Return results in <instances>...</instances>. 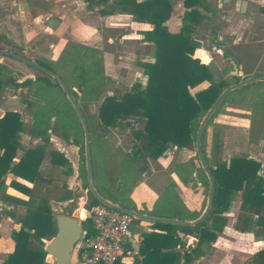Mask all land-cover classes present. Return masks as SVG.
I'll list each match as a JSON object with an SVG mask.
<instances>
[{
    "label": "trees",
    "instance_id": "obj_1",
    "mask_svg": "<svg viewBox=\"0 0 264 264\" xmlns=\"http://www.w3.org/2000/svg\"><path fill=\"white\" fill-rule=\"evenodd\" d=\"M96 1L106 2L107 0ZM174 4L175 0H143L142 2L115 0L109 11L102 10L95 13V15H111L119 11L121 14L132 16L137 23L150 26V29L142 32L144 44L138 45L136 50L137 54L152 59V62H138V66L146 77L144 86L134 83L129 90L119 91L115 87V81L113 82L111 78L104 75L100 55L96 50L87 46H69L65 50L63 60L67 57L69 59L67 63H70L73 68L70 82L58 70L57 65L60 62L33 61L55 73L76 100L87 123L89 147H91L92 126L85 108L79 102L78 93L93 96L95 102L101 100L96 112L97 122L94 125L97 136H93V141L98 146L100 145V148H104V139L111 130L117 129L120 132L131 130V145L129 152L125 153L122 158L121 167L123 164L129 165L130 162H139L141 163L139 170L145 172L149 160L157 161L169 149H195L196 133L207 111L226 88L244 79L237 75H230L229 82L225 79L213 80V73L209 66L194 55L199 48V43L194 37V26L200 15L197 9L200 0H182L185 8L182 26L179 32L170 33L165 22L170 18ZM260 12L264 14V8H261ZM105 31L103 36L106 39L115 37V34L119 33L116 29H105ZM212 43L218 48L223 41H218L215 37ZM222 54L230 64V70H233V65L237 68L235 61L228 58L226 53ZM3 70L5 68L0 65V89L7 86L17 89L28 87L33 82H40L47 87L57 89L62 94L74 113L78 127L74 126L72 130H69L66 126H60L58 129L66 142L72 138L71 144L78 148V174L82 187L87 189L84 133L80 120L64 92L53 78L34 69L37 74L34 81L27 79L20 84L16 83L13 78L1 74ZM203 82H208L206 88L194 94L191 93L192 89ZM256 82L263 84L260 93L254 96L259 98L264 95V82ZM109 85L113 86V90L106 92ZM229 94L207 122L201 138L204 158L215 183V193L209 214L203 221L193 226L152 223V229L156 232L144 233L141 236L136 251L137 257L141 259L135 258L133 264H177L181 258L179 249L185 245L184 238L189 235H195L196 244L190 252L182 256L185 260L192 256L199 257V248L204 243L215 242L217 234L223 230L226 219L221 215L229 211L233 198L239 193L241 194V212H248L252 215V217L243 218L242 223L247 229L253 230V227H261V235H264V176L260 175V164L249 157H233L228 162L219 161L217 157L219 140L215 130H213L210 143V157L206 155V130L219 110L230 102L227 99ZM254 109L264 111V107L261 106H254ZM22 126L17 113L6 112L0 118V192L5 190L4 176L7 173H12L31 184V187H27L16 181L9 183V186L26 194L27 201H19L8 196L3 197L5 201L25 206L26 211L24 215L16 214L13 209L3 210L0 213V220L1 215H4L17 226V229L11 233L14 243L13 251L0 264H46L45 240L53 237L56 232L55 220L49 204L52 201L58 203L72 201L75 193L66 186L53 185V171L45 173L40 171V165L46 155L54 167L65 168L69 165L63 155L55 151H46L49 131L57 128L51 119L44 120V118H38V115L34 117L29 133L32 138H40L41 145L25 150L18 163L13 164L16 149L19 147L17 138ZM260 138H264V132L261 133ZM195 157L198 159L196 152ZM184 165L189 166L187 163ZM199 169L204 174L201 166ZM102 179L103 177L98 182L100 189H95L96 192L103 199L122 208L150 217L187 222L195 221L201 214L187 211L177 197L173 210L171 201H164V208H168V211L161 215H157L156 212L138 211L127 197L120 195V190H115L116 194L110 195L108 189L105 188L107 183ZM94 180L92 166V184ZM207 184H210L208 179ZM90 196L91 202L88 209L100 205L91 193ZM131 223L137 226L140 221L132 219ZM81 227L87 235L94 234L88 219L81 223ZM252 230L249 232L254 233Z\"/></svg>",
    "mask_w": 264,
    "mask_h": 264
},
{
    "label": "rangeland",
    "instance_id": "obj_2",
    "mask_svg": "<svg viewBox=\"0 0 264 264\" xmlns=\"http://www.w3.org/2000/svg\"><path fill=\"white\" fill-rule=\"evenodd\" d=\"M114 1L0 0V48L16 53L31 61L44 60L47 62H60L57 65L58 70L70 82L73 68L70 66V63H67L69 60L67 57L63 60L65 50L69 46L79 47L84 43H88L90 48L96 47L97 50H94H96L100 57L102 55L101 68L104 73V67L107 64L109 78L111 77L113 82L119 81L120 86L127 87L128 89L132 83L144 82L146 79L141 75L140 67H135L133 63L135 57L131 54L139 46L133 40L134 38L132 40L129 38L124 43L125 46H122V50H119L115 46L113 51L108 53L104 49L101 38V34H104L106 31L102 26V22L99 21L100 17L92 16L94 9L101 10L103 7L109 9L114 4ZM180 1L178 0V3ZM176 6L179 7L178 5ZM223 14L229 16L226 12ZM74 16L77 18L76 20ZM232 18L228 20L233 21L227 22V24L218 22L216 24L217 28H214L212 26L214 22L210 21L202 27H199L194 33V37L199 41V48L204 47L206 51L209 49L208 53L210 52L213 55V62L208 64L213 73V80L225 79L229 82L230 76L227 72L229 71V67L222 62L223 58L221 57V53L210 50L212 48V40L216 35L221 36L224 42L221 47V52L230 55V57L233 55L237 60V69L241 68L243 72L240 75L241 77L245 78V76L251 74L255 76L264 75V21L239 22L234 16ZM52 19H58L59 24L58 22L55 23ZM85 19L91 22L92 27L89 29L83 27V20ZM127 19L128 24L124 28L128 30L132 28L131 31H134L133 28L135 26L132 24L136 22L132 16ZM242 19L245 20V17ZM229 26L232 29H228ZM234 29L237 32L235 35H232L235 32ZM236 35L239 36V40L236 42V45H232V40H237ZM117 56H121L123 59L120 60ZM136 58H139L138 62H152L151 59H145L143 57ZM122 63H125L133 70L132 78L125 77V69L127 68L121 66ZM0 65L5 68L1 74L5 75V77H11L16 81L23 82L28 78L37 77L36 72L31 67L8 57L0 56ZM258 83L252 82L242 88L236 89V91L234 90V92H230L227 98L230 102L219 110L218 115L216 114L206 130V155L208 157H210V143L213 137V130L217 129L218 140L222 137V141L224 139L227 145L223 150L221 148L223 143L219 140L220 149L217 154L219 161L228 162L233 157H249L252 160L255 159L254 161L258 159V163L261 166L260 169L264 170V138H260L261 133L264 132V111L254 109V106L264 107V95L259 98L254 97L260 93L259 91L263 87V84ZM119 85L115 87L119 91L124 90ZM24 90L25 92H21L20 94L16 91L14 93L20 101L19 103L26 102L25 107L19 109L20 115L17 113L20 120L22 118L23 121H26L25 127H29L36 115H38V118H44V120L51 119L52 123L57 127L49 132V138L52 139H50V142L53 148L56 149L55 144L58 141L66 144L61 138V132L58 128L60 126H66L69 130H72L74 126L78 127V123L62 94L57 89L47 87L40 82H33ZM112 90L113 86L109 85L106 92H111ZM195 92L193 89L191 90V93L194 94ZM5 94H7V91H4L0 95V101L1 97H4ZM78 97L80 104L85 108V112L92 126L90 155L92 157L95 179L93 186L97 190L100 189L98 182L102 176V169L100 168L101 164L99 162L103 161L102 166L104 164L106 166L102 179L107 183L105 188L108 189L110 195H115V190H120V195H123L125 198L128 195L129 189L135 185V182H141L140 176L143 173L139 170L141 166L139 162H130L129 165L123 164L120 169L122 158L125 153L129 152V146L131 145V130L128 129L126 132H120L114 129L110 131L106 145L113 150L114 154L111 159L107 160V154L103 150L100 153V149L97 147L98 144L93 141V136H97L94 125L97 122L96 112L101 100L95 102L93 96L81 93H78ZM8 108L9 106L4 107V112ZM230 128L232 130L228 132ZM29 142L31 143L30 146H34L37 143L34 139H30ZM230 147L234 150L231 151L229 158L227 157V151H230ZM195 152L196 150L194 148L175 151L171 149V155H162L164 158L169 157L168 162H165L166 164H154L151 168L152 170L147 172L146 183L151 184L155 188L159 205L164 203L165 200H170V203H172L171 209H174L176 196L174 195L173 185L170 182L174 180L175 184H178L179 177H182L184 174L183 177L190 179L192 172L184 164L188 163L193 167L199 165L198 159L194 156ZM68 154L70 159L76 161L77 149H72ZM189 157H191L190 160L186 161ZM199 173L201 174L200 170L198 171ZM260 175L264 176V172L262 173L261 170ZM70 176L74 177L72 179L76 183V190L82 189L85 191L86 199L80 201L77 199L79 197L75 194L72 201L61 204L50 203V209L53 218H55L57 215H60L61 211H69L70 208H75L77 201L80 209L74 210L71 212V215L79 219L82 223L90 212L88 206L91 202V196L88 188L85 189L82 187L81 181L79 182L80 185L77 184L79 177L77 178L74 173H71ZM119 176H122L121 179ZM56 181L58 185L64 183L59 178ZM196 181H198L197 178L192 184H188V187L194 189V185L197 183ZM205 188L202 193L204 195V199L202 197L203 205H207L210 184H206ZM18 205L20 204L15 205V209ZM240 206L241 194L239 193L231 202L230 214L225 215L229 212L227 211L221 215L226 221L223 230L217 234L216 241L213 243H204L199 248L202 256L204 255V260L200 264H264V254L261 256L264 253V235H261L262 228L253 227V230L247 229L242 223V219L246 216L252 217V215L248 212H241ZM16 211L18 214L24 213L21 207H18ZM251 230L254 233L249 232ZM48 240H45V245ZM75 250L76 247L73 251L71 264L75 262ZM45 263L53 264L47 255Z\"/></svg>",
    "mask_w": 264,
    "mask_h": 264
},
{
    "label": "crops",
    "instance_id": "obj_3",
    "mask_svg": "<svg viewBox=\"0 0 264 264\" xmlns=\"http://www.w3.org/2000/svg\"><path fill=\"white\" fill-rule=\"evenodd\" d=\"M136 1L142 2L143 0H136ZM176 5H178L179 7H177ZM223 8H225V9L223 10ZM261 8H264V0H200V4L197 8L198 11L200 12V15H199L197 24L194 26V28H195L194 31H197L199 29V27H202L204 24H207L210 21H213L214 25H212V26H214V28H217L216 24H218V22L219 23L222 22L224 24H227V22L233 21V20H228V19H233L232 18L233 16L235 19H238L239 22H252V21H259V20L264 21V14H262L260 12ZM110 9H111V7H109V9H105L103 7L101 10L100 9L99 10L94 9L93 15H92L94 17H100L99 21L102 22V24H103L102 26H103L104 30L105 29H116L119 31V33L116 37H108L107 39L104 38L103 34H101V38H102V42L104 44L105 51H107L108 53L112 52L113 48L115 46H117V48L119 50L120 49L122 50V46H125L124 43L129 38H130V40H132L134 38L133 40L136 41L135 43L137 45L144 44L143 42H140L143 39L142 32L150 29V26L147 24H144V23H137L136 22V23L132 24L133 26H135V28H133L134 31H131L132 28H130L131 30H128L124 27L128 24L127 18H129L130 16L126 15V14H121V13H119V11H116L115 14H111V15L110 14L95 15V13H98L99 11H102V10L109 11ZM184 11H185V8L183 7L182 0L179 3H178V0H175V4L173 6V12L171 13L170 18L165 22V26L170 33L179 32V30L182 26V16H183ZM176 12H178V13H176ZM224 12L228 13L229 16L223 14ZM244 17H245V20L242 19ZM74 19L76 20L77 18L74 16ZM83 21H84L83 22L84 28L89 29L90 27H92L91 22H89L87 19H85ZM57 22L59 24L58 19H57ZM228 29H232V27L229 26ZM236 32L237 31L235 30V32H233L232 35H235ZM237 35H236L237 40H232V45H236V42L239 40V36H237ZM215 37H217L218 41H222L221 36L216 35ZM222 44L217 48V45L212 43V45H211L212 48H210V50H213L216 53H218V52L221 53V57L223 58V54L221 52V49H222L221 47L223 46ZM82 46L89 47V44L84 43ZM91 48H93V47H91ZM93 49H96V47H94ZM136 50H137V48L134 50L133 53H131L135 57V59L133 61L135 67H139L138 66V59L139 58H136V57H143L145 59H151L148 56H144L142 54H137ZM208 51H209V49H208ZM208 51L204 50V47L201 49L198 48L195 51L194 55H195V57L199 58L202 63L208 65L211 62H213L212 61L213 55L210 52L208 53ZM117 58H119L120 60L123 59L121 56H117ZM228 58H231L233 61L237 62V60L235 59V57H233V55L231 57H230V55H228ZM101 60H102V55H101ZM142 61H144V60H142ZM222 62H224V64H226L229 67L228 62L224 58H223ZM121 66H123L124 68H127V69H125L126 70L125 71V77L129 78V79L132 78L133 77V75H132L133 70H131V68L128 65H126L125 63H122ZM139 69H140L141 75L144 78H146L143 75L142 69L141 68H139ZM104 70H105V73L102 70L104 75L109 77L110 75H108V65L107 64H105ZM235 70L238 71L237 74L233 73ZM223 72L225 73L224 70H223ZM227 72L230 75H237L239 77H241L240 75L243 73L241 68L237 69L234 65H233V70H230V67H229V71H227ZM123 73H124V71H123ZM252 76H255V75L251 74V75L245 76V77H252ZM262 76H264V75H262ZM241 78H243V77H241ZM28 79H31V81H34V78H28ZM145 81H146V79H145ZM145 81L144 82H136V83H140L142 86H144ZM16 83L20 84L22 82L16 81ZM115 84L119 85L120 83H119V81H115ZM133 84L134 83H132L131 86ZM131 86H130V88H131ZM207 86H208V82H203L200 85H198L196 88H194L193 90L194 91L202 90V89L206 88ZM120 87L124 89L122 91H126V90L130 89V88L127 89V87H123V86H120ZM24 89H27V87H18L17 89H14L10 86H7V87H3L2 89H0V95H2L4 93V91H7V94H5L4 97L3 96L1 97L0 118L6 112L18 113L20 115L19 109L21 107H25L26 102H23L22 104L19 103L20 101L18 100L14 91H16L18 94H20L21 92H25ZM226 104H228V103H226ZM6 106H9V108L4 112V107H6ZM20 121H22L23 126H22V130L19 132V134H18L19 136L17 138L19 147L16 149V154H15V157L13 158V164H15V165L18 163L19 158L22 156V154L25 150L32 149L38 145H41V139L40 138H32L30 133H29L30 127L32 125V121H31L29 127L28 126L25 127L26 121H23L22 118ZM231 130L232 129L230 128L228 130V132ZM215 131L217 132L218 130L216 129ZM108 136L105 137V139H104V143H105L104 148H100L99 147L100 145L99 146L97 145L98 149H100V153L103 150V152L105 154H107V160L111 159V157H113V154H114L113 150L108 148L106 145ZM61 138H62V136H61ZM30 139L36 140L37 143L34 146H30V144H31L29 142ZM50 139L51 138H49V143H48V147L46 148L47 149L46 151L47 152L55 151V152L63 155L64 158L67 160L69 165L65 168L54 167L50 164L49 157L46 155L45 159L43 160V162L40 165V171L42 173H45L46 171H51V172L53 171L54 172V178H53L52 184L56 185V186H66L69 190H71L72 192H74L76 194V192L79 189L76 190V183L72 179L74 177L70 176V174L74 173L77 178L79 177V174H78V148L71 144L72 140H73L72 138H69V142H66L62 138L66 144H63L60 141H58L55 144L56 149H54L52 146V143L50 142L52 139L51 140ZM219 140H221V143H223L221 148H223V150H224L227 146L226 141L224 139L222 141V137ZM230 148H231L230 151H227V153H228L227 157H229V158H230L231 151L234 150V149H232V147H230ZM72 149H77L76 161L69 158L68 153ZM181 150H186V149H181ZM187 150H189V149H187ZM172 151H175V149H172ZM241 151H242V147H241ZM167 154L171 155V149L167 150L163 155L165 156ZM225 154H226V152H225ZM168 158L169 157L164 158L161 156L155 162L149 160L147 170L145 172L141 173V176H140L141 182H139V183L136 182V185H134L131 189H129L127 199L129 200L130 203L135 205V207L138 211L156 212V213H158L157 215H161L162 213L168 211V208H166V209L164 208L165 206L163 203H162L163 205L162 204L159 205L158 196L155 193V188L151 184L146 183L147 172L152 170L151 168L153 167V165L154 164L163 165L165 162H168ZM190 158L191 157H189V159H187L186 161L190 160ZM256 161L259 162L258 159H256ZM193 162H194V160H193ZM99 163L101 164L100 168L102 169V176H101V178H102L103 174L105 172L106 166H105V164H104V166H102L103 161H101ZM109 163H111V162H109ZM123 163L124 162H122V164ZM181 163H186V162H181ZM199 168H200V164L198 166L195 165V167L189 165L188 169L192 172L190 175V179L188 177H182L181 178L178 176L179 177V183L178 184H175L174 180L170 183L173 185L174 195L178 198V200L181 202V204L183 205V207L187 211H189L191 213H201L202 214L203 211L205 210V206H206V205L202 204L203 203L202 197L204 199V195L202 193L204 192V188L206 187L208 176L205 173V171H204L205 176H204L203 172L200 171L201 174H203L201 177V174L200 173L198 174V171L200 170ZM261 172L263 173L264 170L261 169ZM121 177L122 176H119L120 179H121ZM57 178L64 181V183L63 184L61 183L62 185H58V183H56ZM196 178L198 181H196L197 183L194 185L195 187L193 186L194 189H192V187H188V184L189 185L192 184L193 181L196 180ZM11 181H16L18 183H21V184L27 186V187H31V184L29 182L14 176L12 173H7L4 176V183L6 185L5 190H4V192H0V213L3 210L13 209L16 212V214H18L16 209L18 207H21L23 209L24 213H20L18 215H24L25 210H26V208L24 206L18 205L15 209V205H17L16 203H13L12 201H5L3 199L4 196H8L10 198H13V199H16L19 201H27L28 200V197L26 196V194H24V193L20 192L19 190L9 186V183ZM80 181H81V179L79 177L78 183H77L78 185H80V183H79ZM168 199H170V198H168ZM50 203H58V202L52 201ZM59 204H61V203H59ZM201 214H200V216H201ZM229 214H230V209H229V212L226 213L225 215H229ZM140 215H146V214H140ZM151 217H153V216H151ZM154 217H156V216H154ZM157 218H160V217H157ZM188 223H190V222H188ZM137 226L140 228V233L138 235L137 240L135 241L134 244H132V242H129V241L127 244V248H130V247L133 248L135 250V253H133L132 256H130L129 258H126L125 264H133L135 262V258L141 259V257H139V256L137 257V252H136L137 247L141 241V236L144 233L148 234V233L156 232V230L152 229V223L140 221V223ZM16 229H17V226L14 223H12L6 216L1 215V220H0V263H2L6 259L7 255L13 251L14 243L11 239V233L13 230H16ZM184 241H185L184 242L185 245L179 249V252L181 253V258H180L179 262H177V264H200V262L202 260H204V255L202 256L201 253L199 255V258L196 256H192V257L188 258V260H185L182 256L184 253L190 252V250L192 248H194V246L196 244L195 235L186 236L184 238Z\"/></svg>",
    "mask_w": 264,
    "mask_h": 264
},
{
    "label": "water",
    "instance_id": "obj_4",
    "mask_svg": "<svg viewBox=\"0 0 264 264\" xmlns=\"http://www.w3.org/2000/svg\"><path fill=\"white\" fill-rule=\"evenodd\" d=\"M56 23V19H52ZM0 56L8 57L11 59H14L16 61H19L28 67H31L32 69L39 71L45 75L50 76L53 78L56 83L59 85L61 90L64 92L66 98L70 102L71 106L75 110L82 129L84 133V155H85V168H86V180H87V186H88V191L98 200V202L104 206H107L109 208H112L114 210H117L119 212H122L124 214H127L128 216L132 217L133 219H137L139 221H144L147 223H154V222H159V223H165V224H172V225H184V226H193L201 221H203L207 215L209 214L211 207H212V201L215 193V183L213 180V177L211 175L210 170L207 167L203 150L201 147V138H202V133L203 130L217 109V107L220 105V103L223 101V99L231 92L236 89L242 88L252 82L256 81H262L264 82V76H252V77H247L238 82L235 85L229 86L226 88L216 99L212 107L207 111L205 116L203 117L199 128L196 133V138H195V149L196 153L199 159V164L202 167V169L205 171L207 174L209 181H210V193L207 201V205L205 207V210L201 214V216L196 219L193 222H186V221H181V220H176V219H167V218H157V217H150L146 215H140L137 212L122 208L118 205L112 204L111 202L103 199L95 190L91 179H92V162H91V155H90V147H89V132L87 128V123L85 120V117L77 104L76 100L73 98L71 95L70 91L66 87V85L63 83V81L53 72L37 65L33 61L17 55L15 53L9 52L7 50H2L0 49ZM234 74H237L238 71L235 70L233 72ZM76 195L79 197L80 201H84L86 199L85 191L82 189H79L76 192ZM79 203L76 201V207L75 208H70V210H64L61 211L60 215H57L54 220H55V226H56V232L53 237H51L45 247L44 250L47 254V257L50 258L53 262V264H71L72 263V255L74 248L78 241L81 238V233H82V227H81V222L79 219L75 218L74 216L71 215V212L74 210H78L79 208ZM129 232H130V240L135 243V241L138 238V235L140 233V228L138 226H135L131 224L129 226Z\"/></svg>",
    "mask_w": 264,
    "mask_h": 264
},
{
    "label": "built area",
    "instance_id": "obj_5",
    "mask_svg": "<svg viewBox=\"0 0 264 264\" xmlns=\"http://www.w3.org/2000/svg\"><path fill=\"white\" fill-rule=\"evenodd\" d=\"M86 219L94 234L87 235L82 230L75 246L74 264H125L126 258L135 253L133 248H127L128 241L132 242V217L100 204L90 209Z\"/></svg>",
    "mask_w": 264,
    "mask_h": 264
}]
</instances>
